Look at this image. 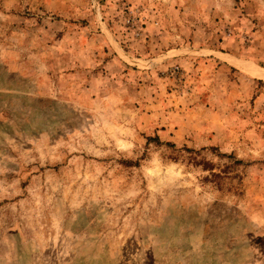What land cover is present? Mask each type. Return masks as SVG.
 <instances>
[{
  "label": "rangeland",
  "instance_id": "obj_1",
  "mask_svg": "<svg viewBox=\"0 0 264 264\" xmlns=\"http://www.w3.org/2000/svg\"><path fill=\"white\" fill-rule=\"evenodd\" d=\"M264 0H0V264H264Z\"/></svg>",
  "mask_w": 264,
  "mask_h": 264
},
{
  "label": "bare ground",
  "instance_id": "obj_2",
  "mask_svg": "<svg viewBox=\"0 0 264 264\" xmlns=\"http://www.w3.org/2000/svg\"><path fill=\"white\" fill-rule=\"evenodd\" d=\"M258 76H261L262 78H264V75H262V74H258Z\"/></svg>",
  "mask_w": 264,
  "mask_h": 264
}]
</instances>
